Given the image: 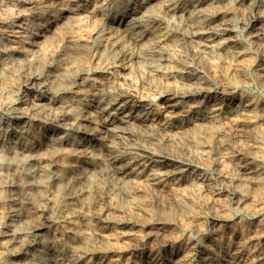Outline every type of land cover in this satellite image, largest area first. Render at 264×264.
Returning <instances> with one entry per match:
<instances>
[{
  "label": "bare ground",
  "instance_id": "6f19581e",
  "mask_svg": "<svg viewBox=\"0 0 264 264\" xmlns=\"http://www.w3.org/2000/svg\"><path fill=\"white\" fill-rule=\"evenodd\" d=\"M223 1H139L120 24L97 32L93 43L69 42L73 48L95 52V60L102 65L97 69L104 71L101 74L107 73L104 66L108 59L117 55L123 63L131 62L146 71L150 82L146 85L158 91L159 97L172 101L164 119L133 104L136 95L123 89L112 98L97 99L77 117L64 113L68 107L64 103L54 102V109L62 110L65 123L41 145L30 144L25 123L0 119V264H46L47 259L52 264H117L110 256V243L125 237L122 228L136 223L142 209L162 210L156 191L176 186L185 173L182 167L193 169L198 188L207 192L206 197L210 195L211 209L228 202L220 197L223 191L232 193V200L239 198V207L244 209L253 201L254 196L246 193L243 185L257 180L264 183V145L246 147L250 155L232 149V145L244 144L250 133L260 131L264 104L240 93L238 77L253 69L264 84V60L260 65L246 63L250 56L246 49L234 38L223 40L234 32V21L221 12L223 6L231 8L233 3ZM12 2L0 0V11ZM78 12L70 11L68 18L72 21L81 15ZM99 12L96 8L83 14V19H98ZM18 16L17 20L23 19L19 30L0 17V99L16 93V85L23 79L21 58L46 48L35 43L31 47L33 23L28 17ZM36 17L33 19L39 23L41 19ZM109 18L105 15L100 19L106 23ZM169 19L183 23L181 41L166 30ZM73 63L55 71L47 82L60 88L71 83L77 73H90ZM205 68L217 78L215 85L205 82ZM129 76L121 74L115 80L127 85ZM114 78L107 75L103 80L114 83ZM35 113L22 111L18 119L45 118ZM66 131H72L73 137ZM211 169L215 171L212 176L207 173ZM196 205L188 199L176 202L178 216L165 218L183 227L193 224L191 212L198 209ZM256 211L259 213V209ZM35 214L42 216L39 224L34 221ZM216 214V224L230 221V215ZM33 233L37 235L35 244ZM32 247L35 254L30 255ZM223 251H219L220 263L242 264L239 252ZM203 253L192 258L196 261ZM8 254L16 257L14 263L5 260ZM164 261L145 258L140 264H168ZM190 261L183 264L195 262ZM202 264H216L215 258L206 254Z\"/></svg>",
  "mask_w": 264,
  "mask_h": 264
},
{
  "label": "rangeland",
  "instance_id": "374dc122",
  "mask_svg": "<svg viewBox=\"0 0 264 264\" xmlns=\"http://www.w3.org/2000/svg\"><path fill=\"white\" fill-rule=\"evenodd\" d=\"M13 1L14 2L9 4V9L6 7L0 11V17L6 19L5 21L6 23H9V27L12 29L14 27L17 30H19L21 20L23 21L22 18L17 20L19 17L18 15L21 14L22 17H28L30 23L32 22L33 24H31L34 26L33 29H31L32 31L30 34L31 47H33V44L35 43L36 46L45 45L46 48L41 53L34 55L30 54L29 57L21 58L23 63V68L21 70L23 79H20L16 85L17 90H15L16 93L12 94L13 96L11 95L9 98L6 97L0 99V119L6 121L9 120L12 124H18V122L20 124L25 123V136H28L31 145H41L45 143L50 140L58 130L62 129L61 126L65 123L64 120L66 118L61 116L62 113L60 111L62 110L54 109V102L56 101H60L68 106L67 109L70 110L68 111L66 109L64 110V113L67 112L70 117H77L82 110L90 109L97 99L112 98L116 95L117 90L123 89L136 95L133 104L150 110L153 116L164 119L169 114L168 106L172 104V101H169V98L159 97L158 91L153 87L146 85V82L150 84L146 71L138 69L131 62L123 63L121 55H117L116 57L112 56L105 63L104 70L108 74L103 73L105 74L103 75L101 73L104 71H102V69H97L102 67V65L95 60V52H85L81 49L73 48V46L69 44L71 40L93 43L97 37V32L108 29L109 26L120 24L124 20V17L129 14L131 9L137 8L135 5H137L139 1L145 2L146 0ZM226 1L228 0H224L223 2ZM230 1L233 3L231 8L223 6L221 12L226 14L227 20L234 21V32L224 37L223 40L230 38L236 39L250 55L245 62L260 65L264 60V0ZM96 8L100 11V14H98L99 16H97L99 17L98 19H83L86 16L83 14H87ZM75 9H79L80 12L78 13H81V15L79 14L77 17L72 16L73 18L71 21V19L68 18V15L70 11ZM34 15L37 16V19H41L39 23H41L42 26H38L39 23L34 21ZM54 15H58L57 17H59L56 20L57 22H55L56 16ZM105 15L110 17L106 23L100 19ZM172 19H169L170 23H165L164 26L167 31L181 41L184 36V25L180 21ZM22 23L24 24V22ZM63 23H65L64 26ZM10 38L13 40L14 37ZM22 39L23 38L21 37V40ZM193 45L198 46V43L193 42ZM18 46L20 45L16 44V47ZM189 59L192 61L190 57ZM72 61L76 62L73 63L76 64V66H82L85 70H90V73H77L71 83H65L60 88L54 87V85L47 82L53 77L55 71L66 67V65ZM247 72H245L243 76L238 77V82H241L240 85L243 88L240 87V93L246 98L257 100L264 104L263 82H260L256 78L253 69H249ZM125 73L130 74L129 83L127 85L119 84L118 79H115L118 75L120 77L121 74L124 75ZM107 75L112 80L116 76L114 78V83L107 84V81L103 80ZM203 75L206 83L213 85L216 84L217 78L211 74L210 69L205 68ZM22 111H32L33 113L36 111V115H44L43 117L47 118V121L50 122H46L45 118L43 120L36 119L35 116L29 121H19V113ZM38 111L39 114L37 113ZM258 125L260 129L259 133H250L248 136L249 140L246 139L244 144L240 143L237 147L235 144L232 145V149L248 153L245 150L256 146L257 143H262L261 145L263 146L264 134L262 132H264V118L260 119ZM65 134L69 137H73L74 135L72 131H66ZM241 146H243L244 149H242ZM251 157H253V155H251ZM263 160L264 152L261 156V166L264 169ZM182 169L185 171L183 174L184 176L182 175L181 180L176 186H168V188L164 190L156 191L157 196H159L161 200V208L163 207L162 210H164H161V212L155 207L142 209L139 220L136 221V223L132 226L126 227L127 229L122 228L125 237L120 238L116 243L114 242L115 244L113 242L110 243L111 245L109 247L112 249L110 255L111 258H113L117 264H140L145 258L162 262L165 260L164 262L168 264H183L190 258L191 261H195L193 259L195 255L198 252L203 251L204 253L201 254L203 257L201 255L198 256L194 264H202L203 258L206 254L214 257L216 264H224L223 262L220 263L218 257L219 251H223L224 249L223 252L227 253L239 252L241 255L239 260L242 264H264V186H262L264 183L260 184L258 180L255 182L244 183L243 189L245 192L248 194L252 193L251 195L254 196V199L252 197L253 201H250L245 209L239 207L241 203L239 198L233 199L234 201L232 200V193L228 191H223L220 196L223 201L228 202L211 209L208 206L210 195L208 194L206 197L207 192H204L201 187L198 188L199 184L191 174L193 169L187 167L186 169L185 167H182ZM214 172V169H211L208 170L207 173L212 176L214 175ZM212 183L216 188H219L218 184L215 182ZM250 184H254L253 186L256 188ZM186 199L190 200L195 205L197 204L196 206L198 209L194 208L191 212V215L194 216L195 222L193 221V224L190 223L183 227L172 223L173 221L171 220H166L165 217L175 219L178 216L176 202H183ZM236 200L239 201L237 202ZM257 209H259V213H257ZM216 212L219 213L216 214ZM212 213L216 215H230V221L220 224L217 223V225ZM38 215H34V221L37 222V224L43 221L41 218L42 216ZM260 219L262 221H260ZM33 235L34 237L32 236V239H35L33 244H35L37 242V235L36 233H33ZM254 245L256 247H254ZM28 251L30 255L35 254L33 247ZM5 260L14 263L16 257L12 254H8ZM47 262L48 264H52V261L50 262L48 259Z\"/></svg>",
  "mask_w": 264,
  "mask_h": 264
}]
</instances>
